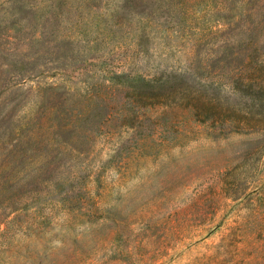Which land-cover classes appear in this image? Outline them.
<instances>
[{"label":"rangeland","instance_id":"374dc122","mask_svg":"<svg viewBox=\"0 0 264 264\" xmlns=\"http://www.w3.org/2000/svg\"><path fill=\"white\" fill-rule=\"evenodd\" d=\"M221 1L0 0V264H264V99H230L238 133L131 103L217 81ZM244 9L230 47L264 60Z\"/></svg>","mask_w":264,"mask_h":264},{"label":"trees","instance_id":"16d2710c","mask_svg":"<svg viewBox=\"0 0 264 264\" xmlns=\"http://www.w3.org/2000/svg\"><path fill=\"white\" fill-rule=\"evenodd\" d=\"M261 1L262 0H222L219 3L225 11H228L229 15L225 16L224 23L222 22L223 20H219L217 22V27L209 31L210 35L222 32L226 36L223 40L222 52H217L216 59L213 60L216 69H219L217 70L219 72L214 74L215 77H219L217 81L214 80L211 85L201 84L200 82L198 85L196 84L192 86V88H185L183 91L174 90L166 93L162 92V89L165 88V82H160L159 80L153 79V77H143L147 94L139 98L138 101H132V106L135 108L139 103H145L144 109H146L145 111L147 112L149 108L155 105H161L175 100L180 103V105L189 106L193 110L196 120L202 124L210 123V125L218 128L219 126L231 125L226 123H232V125L237 123L239 112L235 110V107H229V101L235 95L252 99H264V60H251L250 56L242 59L238 53L230 47L233 42H236L239 35L246 33V31H241V33L237 34V30L240 29V23L236 21L239 16L233 14L234 4L238 2L242 3L245 9L241 16H248L250 32L259 37L260 32H257V30L263 28L264 20L256 22L253 19L252 12ZM223 18L222 16V19ZM175 33L181 35L179 30H176ZM182 37L184 36L182 35ZM204 40H206V36L198 38L196 40V47ZM220 65H222V67H220ZM193 72L194 73L190 72L188 76H193L195 78L197 76L200 78V74L197 73V70L194 69ZM49 89L61 91L62 87L50 86ZM94 100L100 101L103 100V98L101 95H90L87 100L90 104H88L85 112L81 114L82 118L89 117V120L92 116L94 119L103 117L102 113L104 112V108L101 109V103H96ZM109 118H111L110 115H108L106 121H109ZM136 119L138 120V118ZM63 120H65V118L58 123L60 128L66 127V125L62 124ZM128 123L129 122H126L125 126L129 127L130 125ZM218 129L223 128L219 127ZM227 129H229V133H238L240 131L239 126L237 127L235 125Z\"/></svg>","mask_w":264,"mask_h":264}]
</instances>
